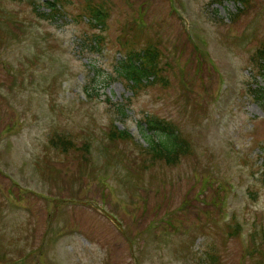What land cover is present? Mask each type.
Masks as SVG:
<instances>
[{"label":"rangeland","instance_id":"rangeland-1","mask_svg":"<svg viewBox=\"0 0 264 264\" xmlns=\"http://www.w3.org/2000/svg\"><path fill=\"white\" fill-rule=\"evenodd\" d=\"M45 1L0 0V264H264V0ZM147 44L163 69L132 94L116 65ZM146 113L183 130L176 164L143 166Z\"/></svg>","mask_w":264,"mask_h":264},{"label":"trees","instance_id":"trees-1","mask_svg":"<svg viewBox=\"0 0 264 264\" xmlns=\"http://www.w3.org/2000/svg\"><path fill=\"white\" fill-rule=\"evenodd\" d=\"M214 2H223L224 0H212ZM229 1V0H228ZM239 4L240 7L238 11H242L244 8H248L251 5V0H232ZM60 0H52L46 3L49 11L52 14H58L59 9L57 4ZM92 18L95 20L92 23L94 28L102 29L104 26V21L106 19V13L100 8V6H93L88 10ZM100 36V37H99ZM3 36L0 35V41ZM102 39L100 34H96L92 38L91 47L97 49V41ZM126 44H123V49ZM200 49V48H199ZM196 52V51H195ZM202 49L196 52L200 55ZM192 54V53H191ZM160 51L156 46L152 44H147L139 50H128L123 55V60H120L119 64L116 65L118 75L125 81L126 86L131 89L132 94H135L137 90L141 87L152 85L159 77V74L163 67L159 64ZM251 59L256 63V67L259 71L264 70V41H262L257 48L251 54ZM192 59H189L186 64L190 66ZM163 65V64H162ZM170 65V64H169ZM166 65L164 64V70H166ZM168 68V67H167ZM161 69V70H160ZM88 96L90 97V91L86 89ZM264 106V103L262 104ZM118 111L120 114H124V108L120 103L118 105ZM144 123V132L147 133L146 141L147 145L137 144L139 148L140 160L145 169L150 168L152 165H174L176 164L182 155L188 152L189 145L185 136L183 135V130L175 128L173 124L166 120L157 118L154 115L145 114L142 119ZM74 134L69 132L56 133L50 136L49 145L56 152L67 153L71 150L80 151L79 157L82 160H87V156L84 151H81L80 147L76 144L74 140ZM104 138L108 140V144H104V151L110 152L116 149L121 153H125L124 150L118 147L121 142L127 143L128 141H134L132 134L126 129H119L117 124L110 122L108 124V129L103 131ZM89 137L83 141V145L86 144L85 148L89 144ZM84 148V149H85ZM113 148V149H112ZM83 150V149H82ZM88 151V150H87ZM138 155V151H137ZM117 156V155H114ZM135 162V161H134ZM144 169V170H145ZM137 176L141 178L143 171L138 169ZM146 172V171H144ZM261 174V184L264 186V168L260 171ZM254 248H257V253L261 255L258 262H264V247L261 243L255 244ZM256 251V250H255Z\"/></svg>","mask_w":264,"mask_h":264}]
</instances>
